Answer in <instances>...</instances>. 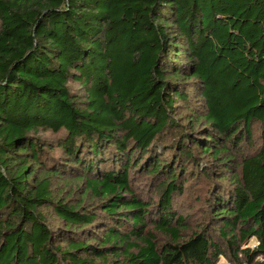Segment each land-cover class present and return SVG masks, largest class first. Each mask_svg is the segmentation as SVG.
I'll return each mask as SVG.
<instances>
[{
    "label": "trees",
    "instance_id": "1",
    "mask_svg": "<svg viewBox=\"0 0 264 264\" xmlns=\"http://www.w3.org/2000/svg\"><path fill=\"white\" fill-rule=\"evenodd\" d=\"M188 143L239 156L231 178L209 175L231 181L205 199L212 230L173 209ZM133 173L163 177L156 202ZM64 181L82 186L77 202ZM223 257L264 264V0H0V264Z\"/></svg>",
    "mask_w": 264,
    "mask_h": 264
},
{
    "label": "rangeland",
    "instance_id": "2",
    "mask_svg": "<svg viewBox=\"0 0 264 264\" xmlns=\"http://www.w3.org/2000/svg\"><path fill=\"white\" fill-rule=\"evenodd\" d=\"M193 110V106L191 105V108L187 112H181L179 111L176 115V123L179 124L183 116V114L187 113L189 116ZM181 113V114H180ZM202 123L195 127L194 131H191L193 135L199 136V138H206L205 136H202ZM185 129L190 130V128L187 126ZM192 129V128H191ZM176 130V129H175ZM175 130L173 132H167V134L164 136V140L166 142L169 141V137H174L178 134L175 133ZM258 132V131H257ZM259 133V132H258ZM200 134V135H199ZM175 135V136H174ZM47 137H51L50 133L45 134ZM257 137V134L255 137L252 138V143L254 142L255 147L257 148L260 144V141ZM195 138V137H194ZM176 139V138H175ZM196 139V138H195ZM190 141H194L193 139ZM170 143V142H168ZM248 143H242V145L239 147L240 153H248L249 152V146ZM169 145V144H168ZM251 145V144H249ZM188 147L191 148V152L193 155V158L189 162L183 163L181 160L178 161V166L176 167L177 171L179 172V168L181 165V172H185V175L183 178H181L179 181L180 183H183L182 192H180V195L175 194L173 197V209L176 212L177 216H183L186 219V223L191 229V231L194 230H201L203 227H209L210 230L214 227L215 222L211 220V214L213 213V209L209 207V205L206 203L205 199H208L210 194H208L211 190H225L229 189L230 186L226 182H231L229 180H225L224 184H215L214 179L219 177H224L225 175H228L229 178L230 175L238 172V162L239 156L236 155V150L228 151L227 154L220 156L219 161H214L212 159V154H203L201 153V148L199 146H193L192 144L188 143ZM172 149H164L162 152V155H160V158L162 160L168 161L171 156H178V152H170ZM174 153H177L174 155ZM168 159V160H167ZM224 160H229V162H226L224 164H220L221 162H224ZM167 164V162H164ZM195 163V164H194ZM183 166V167H182ZM209 175L211 177H214L213 180L209 178ZM133 188L134 190L140 194L143 197H149L150 194H153V191L156 188V185H158L159 182L163 180V177H161L159 180H157L151 187H149L148 178L143 173H133ZM187 179V180H184ZM135 180V181H134ZM178 180V179H177ZM61 182V181H59ZM64 185H60L62 188L63 193L61 194V197L66 199L65 201L68 203H75L77 200L81 197L83 194L82 186L77 188L80 184L73 183L72 185L68 184L66 181H64ZM58 187V185H56ZM149 187V188H148ZM57 194V189L54 190V195ZM60 195V192L58 193ZM211 197V196H210ZM157 196L153 194V201H157ZM211 200L214 201V198ZM212 202V201H211ZM96 202L93 201L92 205L95 206ZM91 205V204H90ZM45 212L51 213V211L44 210ZM49 224L55 225V217L52 214L48 215ZM148 228H152L151 225L148 226ZM208 228V229H209ZM158 239L162 240V237L157 234ZM252 240L250 239L244 246L242 247H251ZM217 264H232L229 259L220 258L217 262Z\"/></svg>",
    "mask_w": 264,
    "mask_h": 264
},
{
    "label": "clouds",
    "instance_id": "3",
    "mask_svg": "<svg viewBox=\"0 0 264 264\" xmlns=\"http://www.w3.org/2000/svg\"><path fill=\"white\" fill-rule=\"evenodd\" d=\"M258 244H259V241H257L256 238L253 237L252 244L250 246L255 248L256 246H258Z\"/></svg>",
    "mask_w": 264,
    "mask_h": 264
}]
</instances>
